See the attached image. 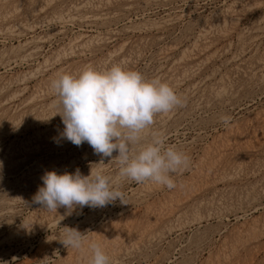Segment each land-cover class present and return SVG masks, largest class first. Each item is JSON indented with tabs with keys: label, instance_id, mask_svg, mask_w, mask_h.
I'll return each mask as SVG.
<instances>
[{
	"label": "rangeland",
	"instance_id": "1",
	"mask_svg": "<svg viewBox=\"0 0 264 264\" xmlns=\"http://www.w3.org/2000/svg\"><path fill=\"white\" fill-rule=\"evenodd\" d=\"M113 65L184 100L154 127L190 167L171 190L125 180L124 203L47 212L45 173L119 169L61 137L50 83ZM64 227L111 264H264V0H0V264H88Z\"/></svg>",
	"mask_w": 264,
	"mask_h": 264
},
{
	"label": "clouds",
	"instance_id": "2",
	"mask_svg": "<svg viewBox=\"0 0 264 264\" xmlns=\"http://www.w3.org/2000/svg\"><path fill=\"white\" fill-rule=\"evenodd\" d=\"M56 99L52 107L60 115L63 139L79 147L87 143L95 155L111 158L118 165L115 178L101 170L84 176L77 169L74 174L47 172L41 177L43 187L33 202L47 212L64 207L71 215L75 207L102 208L120 199L122 181L137 184L152 183L171 190L177 187L173 177L190 167V157L167 144V135L154 127L158 115H168L184 100L174 88L160 78L146 79L139 71L113 65L98 71L86 68L79 74H60L50 83ZM54 115V116H56ZM225 127L231 117L222 116ZM59 236L66 247L81 253H90L88 264H111L102 246L87 239L75 228L64 227Z\"/></svg>",
	"mask_w": 264,
	"mask_h": 264
},
{
	"label": "bare ground",
	"instance_id": "3",
	"mask_svg": "<svg viewBox=\"0 0 264 264\" xmlns=\"http://www.w3.org/2000/svg\"><path fill=\"white\" fill-rule=\"evenodd\" d=\"M3 211V210H2Z\"/></svg>",
	"mask_w": 264,
	"mask_h": 264
}]
</instances>
